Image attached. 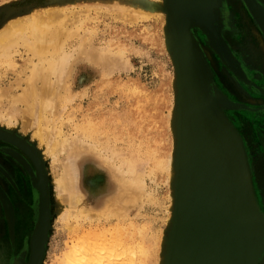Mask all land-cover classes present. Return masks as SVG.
Instances as JSON below:
<instances>
[{"label":"rangeland","instance_id":"obj_1","mask_svg":"<svg viewBox=\"0 0 264 264\" xmlns=\"http://www.w3.org/2000/svg\"><path fill=\"white\" fill-rule=\"evenodd\" d=\"M109 1L0 0V28L48 7L60 10L64 28L73 36L63 44V56L69 58L66 89L62 101H55L49 125L68 138L80 133V141L88 145L107 143L123 159L128 154L136 162L150 158L141 168L143 192L134 207L125 206V214L108 216L107 202L121 189L114 185L106 193L107 179L99 167L103 161L80 152L71 161L76 191L85 201L68 207L63 200L65 217L58 215L54 165L69 162L64 154L58 159L44 154L47 147L35 126H22L23 106L11 100L22 92L38 60L22 46L14 47L11 65L0 61V264L30 263V241L40 225L38 169L46 209L38 264H66L70 250L82 264H179L189 243L181 237L193 231L180 220L193 176L184 69L203 121L234 149L239 184L248 178L264 186V0H213L205 21L184 13L187 64L170 0ZM80 49L107 51L110 59L128 67L106 77L102 66L75 55ZM155 159L164 164L171 160L168 175L161 170L148 174Z\"/></svg>","mask_w":264,"mask_h":264},{"label":"bare ground","instance_id":"obj_2","mask_svg":"<svg viewBox=\"0 0 264 264\" xmlns=\"http://www.w3.org/2000/svg\"><path fill=\"white\" fill-rule=\"evenodd\" d=\"M49 1L50 3H53L55 0ZM112 1L109 2L113 3ZM211 2V0H170V3L172 4L173 9L175 8V11L176 9L179 12L187 11L193 14V17L197 21L207 20L204 8ZM86 8L89 9V7ZM58 12H60L59 9L48 7L44 11H41V13L33 12L24 18L10 20L0 28V61L11 65L10 53L16 46H22L27 53L33 56L32 58L35 57L38 60L32 65L29 76L25 79V85L24 88H22V92L16 98L13 97L11 102H13V104L16 102L22 104L23 109L21 110V115L24 116L20 119L22 126L24 129L35 126L36 135L45 142L47 147L44 154L57 159L60 154H64L67 157L69 163H66H68V165L59 166L56 165L57 163H54V166H56V169L58 170L56 172L57 174L54 182V190L56 192L55 208L58 215L60 217H65V215H63L65 214V212H63V200H65L66 206L68 207H77L85 201L83 196L76 191V167L74 168L75 164H73L71 159L75 160L74 156L80 152H90V154L99 159L98 161H103L99 163V167L103 169L107 179L106 184L104 185V191L106 193L111 192L114 185L119 186L121 189V191L118 189L120 192L115 197H112V201L107 202L108 205L106 214L108 216L117 217L121 213L125 214V206L128 207L132 204L131 208L134 207L133 203H135L134 201L136 197L139 196L143 185V172H141V168L143 169L142 165L147 163L150 158L146 157L145 161L142 157L143 160L136 162L134 159L135 153H133L134 156L131 154H123L124 157L130 155L128 158L123 159L122 154L115 152V147L114 150H112L107 143H103V145L101 143H98V145H88L85 142L80 141V133L75 137L68 138L67 136L69 135L63 134L60 128L55 129L52 126L50 127L49 124L54 122L52 116L56 103L55 101H62L61 92L66 89V84L64 82L66 76L68 75L69 58L67 55L64 57L65 54L62 50L63 44L66 43L64 41H67L69 37L72 38L73 36V33H70L72 31H70L69 28L67 30L64 28L66 20L63 18L60 19ZM76 33L77 32H75V34ZM182 33L184 36V31H182ZM88 38L90 39V37ZM80 50L82 51L83 49ZM81 51L80 53L75 51V55L78 54L79 56L88 59L89 62L102 66L106 77L110 76L115 70H125L124 67H128L124 66L123 63L117 64V60L113 59L115 57L112 58L114 61H111L112 59H110L111 57H109L107 51L94 50L90 54L88 52ZM119 56L117 55L116 58ZM71 57L72 56H70V58ZM0 98H2V95H0ZM189 105L192 115L191 125L193 128V139L195 143V177L193 185L195 198L199 202L204 200L211 202V204L216 201L226 202L225 192L229 189V184L226 180V159L223 157L220 158L218 150L215 149L213 145L214 140L205 130L202 120L198 114L199 111L198 109L196 111L194 108L196 106H194V99L191 92L189 94ZM7 115L9 117L8 122H11L12 117H14L13 114L9 113ZM48 116L50 118H48ZM41 156L43 159L44 157L42 154ZM86 158L87 156L84 155L81 158V162H86ZM140 158L136 157L137 160ZM170 162V159L165 164L164 161L161 160L153 161L154 167L152 166V169H148L149 173L146 172L144 175L147 176L152 172V170L166 171L168 175ZM38 163V161H35V164ZM212 164L215 165V168L208 170L207 167ZM38 173H41L39 169ZM39 178L42 182V178ZM84 187L86 191L88 190L90 192V189L86 186V184ZM145 195L146 194L144 193L143 196ZM147 196L149 195H146V197ZM138 199L139 197H137L136 201H139ZM193 207L194 206H192V208ZM197 213L200 216L201 214H206L203 211H197ZM43 214L44 211L42 209V216ZM24 219V217L21 219L23 225H25L26 222ZM42 233L43 225L39 227L35 235L31 238V264H38L37 261L39 260L38 256L40 252L39 239ZM74 252L75 251L70 250L69 254L66 256V264L83 263L82 259H75ZM108 264L111 263L108 262Z\"/></svg>","mask_w":264,"mask_h":264},{"label":"crops","instance_id":"obj_3","mask_svg":"<svg viewBox=\"0 0 264 264\" xmlns=\"http://www.w3.org/2000/svg\"><path fill=\"white\" fill-rule=\"evenodd\" d=\"M227 199V202H222L219 210L208 219L198 215L195 200L181 217L186 228H191V224H194L202 232L201 236L186 234L185 240L228 241L225 245H213L215 247L210 251L199 248L194 242L197 263L204 264L206 260L203 257H212L210 260L212 264H223L219 260L222 257L227 260L225 264H264V186L251 183L248 178H243L239 184L238 178L237 185L233 182Z\"/></svg>","mask_w":264,"mask_h":264},{"label":"water","instance_id":"obj_4","mask_svg":"<svg viewBox=\"0 0 264 264\" xmlns=\"http://www.w3.org/2000/svg\"><path fill=\"white\" fill-rule=\"evenodd\" d=\"M211 1L213 2V0H211ZM211 3L209 5H206V7L204 9L208 8L211 5ZM184 13H189V12H187V11H183V12L180 11L179 12L177 9L175 11V8H174L173 16H174V19L176 21L177 31L180 33L179 37H180V40H181V58L187 64V59L186 58H187V38H188V34H187L186 27H185L184 22H183ZM189 14H191V13H189ZM191 15L193 16V14H191ZM182 31H184V36H183ZM184 75H185L186 83H187L188 100H189V94L191 92L192 93V97L194 99V106H196L194 108L197 111L196 96H195L194 87H193V84H190L191 80H190L189 83L187 82V79L189 80L190 78L188 77L185 69H184ZM198 114H199V117L202 120V123L204 125L205 130L207 131L209 136L214 140L213 145H214L215 149L218 150L220 158L223 157L224 159H226V161H225V166L227 168V178H226V180L228 181V184H229V189H228L227 192H225V197H226V202H227V200H228L227 199V194H228L229 190L232 188L233 182L236 185L238 183V173H239L238 170L239 169H237V168H239V165L236 162L237 159H235V153H233L234 149H232L230 141L225 142L222 138H218V137L214 136L211 133L209 126L203 121L202 116L200 115L199 112H198ZM191 119H192V117H191ZM191 128H192V125H191ZM220 141H222V142H220ZM192 149H193V153L191 155V160H192L193 176L191 178V182H189V187H188L189 188V192L188 193L186 192L185 195L183 196L184 201H182V204H181V207H180V220H181V217L183 216V214L186 213V209L190 205L192 200H195L197 202L198 211H203V212L206 213L205 215L201 214V216L202 217L205 216L207 219L212 214H215V212H217V210H219L220 204L222 203V202L216 201L213 204H211V202L204 201V200H202V202H199L195 198V193H194V188H193L194 177H195V168H194L195 143H194V139H193V128H192ZM213 168H215L214 164L209 165L207 167L208 170L209 169H213ZM39 176L42 178V182L40 181V183L38 185L40 190H41V213H40V225H39V227L41 225H43V233H42V235H41V237L39 239L40 252H39V256L38 257H39V260H40L41 253H42L41 241H42V238H43L44 225H45L44 215H45L46 209H45V207H43V206H45L43 176H42L41 173H39ZM185 183H188V181L186 180ZM42 209L44 211L43 216H42ZM181 223L185 227L186 224H184L182 221H181ZM191 225H192L191 228L193 229V231L191 232V235L193 236V235L196 234V235L201 236L202 235L201 229L199 227H196L194 224H191ZM224 225L226 227V222L224 223ZM39 227H38V229H39ZM35 233H34V235H35ZM217 235L220 238H222L221 235H219V234H217ZM185 238L186 237L182 236L181 237V241L182 240L184 241ZM194 242L195 241H193V240L189 241V243L187 244V246L184 249L185 253L183 252V255L179 259V264H198L197 263L198 257L194 253L195 252ZM227 242L225 240L221 239V240H218V241H203V242H195V243L197 245H199V248H204V249H206V251H210L212 249V248H209L210 246H212V247H215L216 245H220L221 246V244L225 245ZM201 243L203 244L202 246H201ZM213 245H215V246H213ZM210 258H212V257H210ZM39 260L37 261V263L39 262ZM216 260H218V259L216 258ZM219 260H221V262H223V264H225L227 262L226 258H222L221 257V258H219ZM209 262L210 261H208V262H206L204 264H207ZM31 263H32V259L30 258V263L29 264H31Z\"/></svg>","mask_w":264,"mask_h":264},{"label":"flooded vegetation","instance_id":"obj_5","mask_svg":"<svg viewBox=\"0 0 264 264\" xmlns=\"http://www.w3.org/2000/svg\"><path fill=\"white\" fill-rule=\"evenodd\" d=\"M222 142V141H221Z\"/></svg>","mask_w":264,"mask_h":264}]
</instances>
